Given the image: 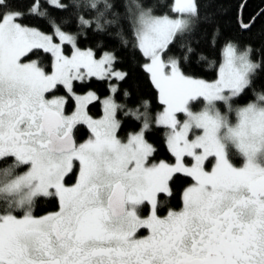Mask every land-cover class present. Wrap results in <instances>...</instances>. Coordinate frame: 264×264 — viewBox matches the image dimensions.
I'll return each instance as SVG.
<instances>
[{
    "label": "snow or ice",
    "instance_id": "1",
    "mask_svg": "<svg viewBox=\"0 0 264 264\" xmlns=\"http://www.w3.org/2000/svg\"><path fill=\"white\" fill-rule=\"evenodd\" d=\"M47 3L67 10L61 0ZM87 6L99 11L97 0ZM138 10L137 47L166 106L156 123L169 129L174 163L153 162L156 149L144 135L150 127L146 113L139 132L126 141L118 137L116 116L123 108L114 98L118 84L110 85L100 119L88 114V106L100 99L96 93L75 91L76 82L94 77L126 79L127 73L115 69L113 53L97 59L54 21L48 34L21 23L25 13L11 0H0V161H12L0 173V196L7 205L0 213V264H264V95L261 105L236 110L235 125L228 117L264 61H253L250 46L238 51L228 44L219 79H194L181 66L195 55L191 44L183 46L181 57L167 53L177 37L192 34L200 16L197 0H174L175 19ZM28 14L50 15L39 0H32ZM103 15L97 16V30H103ZM78 23L91 27L92 22L79 17ZM61 87L65 95H56ZM199 98L205 107L193 112L190 102ZM69 99L75 108L66 114ZM178 113L185 114L183 122ZM125 114L140 119L136 112ZM78 125L90 131L83 143L74 138ZM230 147L243 155L244 166L230 162ZM22 166L28 170L13 176ZM177 174L194 182L183 193V207L161 217V198L172 196ZM40 197L56 199L59 210L33 215ZM145 203L150 215L142 217ZM17 210L23 214H14ZM140 229L149 235L140 238Z\"/></svg>",
    "mask_w": 264,
    "mask_h": 264
},
{
    "label": "trees",
    "instance_id": "2",
    "mask_svg": "<svg viewBox=\"0 0 264 264\" xmlns=\"http://www.w3.org/2000/svg\"><path fill=\"white\" fill-rule=\"evenodd\" d=\"M39 2L41 10L49 13V17L29 15L28 10L32 0H11L13 8L25 13L21 23L51 33L50 21H54L64 31L75 34L78 47L90 48L97 56L111 51L116 57L115 69L127 73L123 81H108L94 77L84 84L76 82L74 85L77 93L94 91L99 98L111 94L112 83L119 85V92L114 97L118 104L123 105L116 116L121 122L118 136L125 139L139 130L145 113L147 117L154 119L164 105L160 101L159 90L152 82L150 74L144 69L148 59L137 47L136 14L139 11L138 6L149 8L156 15L175 14L172 11L174 0H97L99 11L87 6L90 0H61L67 6V10L56 9L50 6L47 0H39ZM105 3L111 5L107 10L104 7ZM197 3L200 16L194 21L192 34L183 38L177 37L167 53L169 56L181 57L184 55L183 46L191 44L195 55H189L182 61L181 66L185 74L206 80L217 78L227 44L236 46L238 51H243L250 46L253 49L251 56L253 61H264V0H197ZM100 13H104L101 18L103 30L96 28V19ZM79 17L91 21V27L80 25ZM242 22L252 24V27L244 29L241 27ZM65 51L70 52L71 47L65 45ZM44 62L50 64L49 59H45ZM56 93L65 95V90L61 87ZM259 93H264V63L253 76L251 86L240 97L234 99L233 105L247 104L255 100ZM74 107V101L69 99L65 110L68 113L73 111ZM88 111L95 117L101 116L103 113L101 99L90 104ZM126 112H136L140 115V119L126 115ZM75 134L79 141H83L89 138L90 131L86 125H78ZM145 137L156 149L153 162L175 161L167 146L166 126L152 122L145 132ZM229 150L230 156L237 154L232 148ZM241 161L238 159L235 163L239 165ZM11 162V159L2 161L0 166L11 164ZM193 182L190 177L183 174L173 177L172 196L161 198L163 203L158 208V212L164 213L170 208L182 207L183 193ZM0 197V200L5 203L4 198ZM58 205L56 199L37 198L33 214H41ZM5 209H1L0 213H3ZM14 214L21 216L23 211L17 210Z\"/></svg>",
    "mask_w": 264,
    "mask_h": 264
},
{
    "label": "rangeland",
    "instance_id": "3",
    "mask_svg": "<svg viewBox=\"0 0 264 264\" xmlns=\"http://www.w3.org/2000/svg\"><path fill=\"white\" fill-rule=\"evenodd\" d=\"M142 9H145V10H150L149 8H145V7H142ZM151 11V10H150ZM151 14L153 15V16H155V17H162V16H165V15H167L169 18H173V19H175V18H179V16H178V14H164V15H156V14H154L152 11H151ZM137 16H136V27H138L139 26V11H137V14H136ZM68 33H70V32H68ZM48 34H51V33H48ZM70 34H72V35H74L75 36V34L74 33H70ZM228 45V44H227ZM227 45L225 46V48H224V51H223V58H222V61H221V64H220V68H221V66L223 65V63H224V53H225V49H226V47H227ZM82 50H86V49H90V48H81ZM104 53H112L111 51H106V52H104ZM66 54H71V51L70 52H66ZM102 55V54H101ZM101 55H99V56H97L96 55V58L97 59H99L100 57H101ZM33 59H35V58H33ZM26 62V61H25ZM148 63V62H147ZM219 68V69H220ZM116 70H118V69H116ZM118 71H121V70H118ZM123 72V71H122ZM185 75H187V74H185ZM187 76H189V75H187ZM190 77H192V78H194V79H200V80H204V81H206V82H208V83H213V82H215L217 79H219V75L217 76V78H215V79H212V80H206V79H203V78H201V77H193V76H190ZM112 84H114V83H112ZM94 92V91H93ZM84 93H86V92H84ZM84 93H78V94H84ZM96 93V92H95ZM56 95H63V94H58V93H56ZM96 95H97V93H96ZM111 94H109V95H107V96H103V97H101L100 99H101V103H102V107H103V100L105 99V98H107V97H109ZM260 95H264V93H259V94H257V96H256V98H255V100H253V101H251V102H249V103H247V104H244V105H241V106H235V105H233V111H231L230 113H228V117H229V120H230V122L233 124V125H235L236 123H238V115H237V112H236V110L237 109H239V108H242V107H246L248 104H250V103H255V104H257V105H261L262 104V102L259 100V96ZM98 96V95H97ZM99 97V96H98ZM49 98H51V97H49ZM205 104H206V102L203 100V98H199V99H197V100H195V101H192V102H190V107H191V110L193 111V112H200V111H202L203 109H204V107H205ZM194 105H196V106H194ZM197 107V108H194V107ZM165 105L163 106V108H162V110L161 111H159L156 115H155V117H154V119H151V118H149V117H147V119H148V123H149V125H151V123L152 122H155L156 123V120H157V118H158V116L164 111V109H165ZM217 107L222 111V112H224L225 111V109L221 106V104H217ZM65 108H66V106H65ZM75 108V107H74ZM72 112V111H71ZM71 112H66V110H65V113L66 114H71ZM88 114L90 115V116H92L93 117V119H100V118H102L103 117V115H104V111H103V114L101 115V116H93V115H91L90 113H89V111H88ZM144 119L145 118H143V123H144ZM177 119L178 120H180L181 122H183L185 119H186V116H185V114H183V113H178L177 114ZM143 123H142V126H143ZM142 126H141V128H142ZM141 128L139 129V130H137L136 132H133V133H137V132H139L140 130H141ZM195 132H196V134H202V131L201 130H194ZM168 132H169V129L166 127V137H167V135H168ZM133 133H131V134H133ZM145 135V134H144ZM192 134L190 133V136H191ZM119 137V136H118ZM122 141H126L127 140V138H125V139H123V138H121V137H119ZM145 139H146V137H145ZM87 140V139H86ZM147 140V139H146ZM148 141V140H147ZM85 142V141H84ZM149 142V141H148ZM83 143V142H82ZM150 144H151V142H149ZM230 148H232L233 150H235V152H237V154L235 153V154H233L232 156H230L229 155V160H230V162L234 165V166H236V167H242V166H244V164L246 163V160H245V158L243 157V155L241 154V153H239V151L237 150V149H235V148H233V147H230ZM230 151V150H229ZM190 159L191 158H188V157H186L185 158V160H186V162H190ZM238 159H240V160H242L241 162H240V164L239 165H237L236 163H235V161L236 160H238ZM210 160H211V158H210ZM175 162V161H174ZM174 162H168V163H174ZM212 163H214V160L212 161ZM208 167H209V170H210V167H211V165H207ZM28 169H26L24 172H26ZM3 179V177L1 176V180ZM190 186V185H189ZM188 186V187H189ZM150 207V205H148V208ZM147 211H149V210H147V205L145 206V205H143V206H141V211H140V214H141V216L143 217V216H145V214H146V212ZM148 213V212H147Z\"/></svg>",
    "mask_w": 264,
    "mask_h": 264
},
{
    "label": "flooded vegetation",
    "instance_id": "4",
    "mask_svg": "<svg viewBox=\"0 0 264 264\" xmlns=\"http://www.w3.org/2000/svg\"><path fill=\"white\" fill-rule=\"evenodd\" d=\"M74 135H75V137L77 138L75 132H74ZM1 162H2V161H0V163H1ZM3 163H4V162H3ZM11 163H12V162H11ZM8 165H9V164H6V165H3V166H0V173H2L3 169H5ZM26 169H27V168H24V166H22V167H20V168H18V169H15L14 172H13V176H15V175H22ZM1 176H2V175H0V180H1ZM0 198H1V197H0ZM50 199H51V198H50ZM3 202H4V201L0 200V211H1V209L4 210V209L7 207L6 203H3ZM182 207H183V206H182ZM182 207H180V208H178V209L170 208V209H168L167 211H165L164 213H159V212H158L157 214L160 215L161 217H164V216L167 215V212H168L169 210L179 211ZM58 210H59V205H58L56 208H52V209L49 208V209L45 210L43 213H41V214H38V215L33 214V215H35V216H37V217H40V216H43V215H47V214H49V213L56 212V211H58ZM147 210H149V211H147L148 213L146 212L145 216H143V217H147L148 215H150V207H149ZM137 235H138L140 238H143V237H146V236L149 235V231H148L147 229H140V230L138 231Z\"/></svg>",
    "mask_w": 264,
    "mask_h": 264
},
{
    "label": "water",
    "instance_id": "5",
    "mask_svg": "<svg viewBox=\"0 0 264 264\" xmlns=\"http://www.w3.org/2000/svg\"><path fill=\"white\" fill-rule=\"evenodd\" d=\"M74 138H75V136H74ZM75 140H76V138H75ZM76 142H77V140H76Z\"/></svg>",
    "mask_w": 264,
    "mask_h": 264
}]
</instances>
